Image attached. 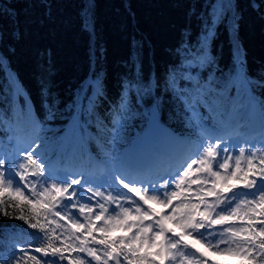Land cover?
I'll return each instance as SVG.
<instances>
[{
  "label": "snow or ice",
  "instance_id": "6c2138e0",
  "mask_svg": "<svg viewBox=\"0 0 264 264\" xmlns=\"http://www.w3.org/2000/svg\"><path fill=\"white\" fill-rule=\"evenodd\" d=\"M41 3L50 7L46 0ZM250 7L264 18V0H250ZM234 8L231 0H207L197 39L182 41L176 53L179 63L162 78H144L142 44L132 39L135 58H129L119 98L108 111L126 108V97L135 95L138 103L148 105L143 119L147 131L153 132L159 129L164 104L170 100L178 105L171 118L181 120L185 128L191 125L198 143L167 166L157 157H113L97 177L54 166L43 122L25 116L32 138L0 149V214L22 221L39 235L23 233L31 239L13 243L11 264H219L209 256L264 264V134L258 141L241 139L223 119L230 110L247 114L256 104L264 112V67L255 75L248 72L238 39L227 70L211 52L220 25L230 34L236 32ZM82 29L95 32L90 10L82 17ZM94 55L100 59L103 53L97 48ZM4 59L0 54V67ZM104 80L94 71L87 87L79 88V100H73L70 110L76 120L68 135L83 139L96 122L107 101ZM0 95L3 125L13 119L12 96L20 94L5 79ZM29 102L30 97L21 105L22 116ZM62 103L42 84L46 120L57 118ZM200 109H210L220 118L206 126ZM100 120L97 135L107 128ZM117 122L115 117L111 121ZM4 228L15 232L16 226L0 227V236ZM117 231L122 234L113 236Z\"/></svg>",
  "mask_w": 264,
  "mask_h": 264
},
{
  "label": "trees",
  "instance_id": "16d2710c",
  "mask_svg": "<svg viewBox=\"0 0 264 264\" xmlns=\"http://www.w3.org/2000/svg\"><path fill=\"white\" fill-rule=\"evenodd\" d=\"M46 2L50 7H45L41 0H0V54L6 57L0 67V87H3L7 79L20 94L12 96V121H4L0 125V143L6 145V150L10 143H24V140L27 143L34 134L29 120L25 118L28 116L43 122L50 151L57 156L58 152L55 150L63 140L64 132L76 120L70 111L72 102L74 99L78 102L79 88H86L92 73L99 71L105 77L107 101L99 109V117L82 140L95 156H112L116 150L121 149L118 151L120 152L126 149L132 140L147 131L143 113L148 105L138 103L135 95L126 97V108L108 111L109 104L115 103L119 98L120 79L128 71L126 64L129 58H135L132 39L135 38L142 44L140 51L144 78L148 79L149 75L154 80L162 78L167 69L179 63L176 53L182 41L189 36L192 41L197 39L201 31V13L205 10L207 0ZM231 3L235 6L238 17L236 32L230 34L225 25H220L217 36L211 43V52L227 70L233 60L232 45L238 39L247 70L255 75L264 67V18L260 12L250 7V0H231ZM89 10L95 21V32L91 35V30L86 32L82 29V17ZM9 12L13 14L11 18L7 15ZM15 20H18V24L14 23ZM97 48L103 53L100 59L94 55ZM42 84L63 101L60 105L62 111L55 120L45 119L41 106ZM4 91H7L6 87ZM29 97L27 111L22 116L21 105ZM2 100L3 96L0 95V101ZM174 108L179 110L178 105L170 100L164 104L159 113L160 126L180 138L196 141L191 125L185 128L181 120L171 118ZM2 110L3 105L0 104V111ZM200 112L206 126H211L220 118L210 109H200ZM255 112L264 126V112L258 104L248 113ZM246 116L247 114L241 115L238 111L230 110L223 116L229 122L225 126H233ZM101 117L107 128L101 129L97 135ZM114 117L118 121L115 125L111 123ZM71 138L72 135L69 139ZM79 144L80 142L74 148ZM74 155L76 158L77 155L80 156L75 149ZM4 225L16 226L15 232L11 228H4V234L0 236V257L4 258L3 264H11L13 243H24L31 239L23 233L34 236L39 233L27 228L22 221L0 214V227ZM217 261L219 264H242L239 258L220 257Z\"/></svg>",
  "mask_w": 264,
  "mask_h": 264
},
{
  "label": "rangeland",
  "instance_id": "374dc122",
  "mask_svg": "<svg viewBox=\"0 0 264 264\" xmlns=\"http://www.w3.org/2000/svg\"><path fill=\"white\" fill-rule=\"evenodd\" d=\"M246 121V123H245ZM242 124H244L243 129H241L239 133V138L241 139H248L247 137H244V132H249L251 129H254L257 132L254 134V137H256V140H259L261 138V135L264 134V132L260 131V126L256 122V116L250 115L249 118L244 119L242 121ZM73 126L63 134V140H61V143L58 145V148H56L55 152H58L57 156L55 154H52V161L53 165L60 164L63 167H70L72 169H75L77 171H84L87 173L90 177H97L105 171V166L110 165L112 163L113 157L118 158L120 161H133V160H142L150 157H157L158 163L167 166L168 164L172 163L174 158L177 157L180 153H178L180 150L182 151V154H186L188 151L195 150V147L197 144H193L194 146L190 145V142L177 141L175 137L171 136L170 134H166V132H162L161 130L158 131L157 136V130L150 133L149 137H146L148 139L143 140V145L138 150H131L130 147L127 148V150L123 153L122 151L118 152L121 149L116 150V153L112 156H105V158H101L100 156L96 157L92 153L88 152L87 145L85 142L79 137V135H72V138L69 139L70 135H68V132L70 129H72ZM234 131L233 129H230V132ZM143 138L140 137L139 140ZM78 142L80 144L74 148V145H76ZM24 143L25 140H24ZM141 145V144H140ZM170 145H174V148ZM6 147L5 144L0 143V149L4 150ZM176 147V148H175ZM76 154L79 153L80 156L74 155V149ZM6 149V148H5ZM73 149V151H72ZM104 160V161H101ZM160 210V209H157ZM122 233L117 231L113 232L112 235H121ZM219 258L221 256H212ZM228 258H237L235 256H224Z\"/></svg>",
  "mask_w": 264,
  "mask_h": 264
}]
</instances>
